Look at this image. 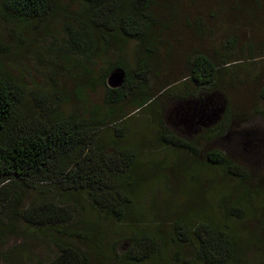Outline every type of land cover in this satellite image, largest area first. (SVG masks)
Segmentation results:
<instances>
[{"label": "rangeland", "instance_id": "obj_1", "mask_svg": "<svg viewBox=\"0 0 264 264\" xmlns=\"http://www.w3.org/2000/svg\"><path fill=\"white\" fill-rule=\"evenodd\" d=\"M53 1L47 18L19 22L3 13L0 0V65L19 87L14 124L36 126L54 115L103 122L89 146L104 162L129 150L135 164L123 170L121 182L134 188H119L118 218L84 191L60 195L51 183L17 190L18 210L41 201L70 207L66 233L88 240L29 225L2 201L0 264L45 263L61 242L87 250L88 264H132L125 255L134 233L157 239L151 257L136 264H202L195 251L200 225L234 240L236 258L226 264H264V0H152L150 44L129 40L94 57L77 52L66 29L84 27L77 20L82 1ZM99 35L91 36L97 46ZM197 55L215 66L211 84L191 79ZM118 64L130 83L120 101L109 103L102 79ZM138 82L153 100L143 108L135 105ZM206 95L212 98L202 104ZM193 108L204 111L198 124L191 121ZM168 136L190 143L197 155L165 143ZM210 153L224 165L209 163Z\"/></svg>", "mask_w": 264, "mask_h": 264}, {"label": "trees", "instance_id": "obj_2", "mask_svg": "<svg viewBox=\"0 0 264 264\" xmlns=\"http://www.w3.org/2000/svg\"><path fill=\"white\" fill-rule=\"evenodd\" d=\"M81 1L84 9L77 20L84 27L79 30L66 29L71 45L82 56H99L97 51H108L113 47L121 50L129 40H137L142 46L150 44L149 30L155 21L149 11L152 0ZM53 3V0H1V9L9 18L27 22L50 16ZM95 32L100 33L98 46L91 40ZM97 47L99 50H96ZM146 65V61L142 60L139 75L143 76ZM115 67L125 71V82L120 88L111 89L105 78ZM215 72L214 64L207 57L197 55L192 59L190 74L196 84H211ZM129 83L124 66H111L102 79L110 96L108 102L120 101L124 97L121 90ZM136 87L139 95L135 105L137 108L148 106L153 100L145 91V83L138 82ZM211 98L209 95L200 97V102L208 103ZM18 101V85L0 65V203L10 201V212L29 225L53 227L52 229L65 236L74 235L87 241L88 238L82 234L66 233L65 227L72 220L70 207L61 202L41 201L18 210L20 195L17 190L51 183L57 191L67 192H58L60 195H69V191H84L97 207L118 218L124 200L119 188H134L129 186V181L121 182L123 170L135 164L134 156L128 150L121 152L120 158L115 160L109 157L104 162L99 156V150L89 145H93L95 134L107 125L93 119L83 122L74 118L61 119L54 115L43 121V124L34 126L23 122L17 127L13 120ZM163 140L197 155V150L186 141L169 136ZM249 141L251 145H256L255 139ZM207 160L211 164L224 165L223 157L217 153L207 154ZM230 174L242 178L240 173ZM177 229L178 234L184 237L186 232L183 224L179 223ZM129 241L131 245L125 258L132 264L149 259L157 246V239L149 235L134 233ZM57 246L59 252L56 256L40 264L89 263L87 250H81L67 242H61ZM195 251L196 260L202 264H226L236 258V245L230 235L224 230L205 225H200L195 231Z\"/></svg>", "mask_w": 264, "mask_h": 264}, {"label": "water", "instance_id": "obj_3", "mask_svg": "<svg viewBox=\"0 0 264 264\" xmlns=\"http://www.w3.org/2000/svg\"><path fill=\"white\" fill-rule=\"evenodd\" d=\"M125 71L120 68V67H115L113 68L106 77V84L109 88L111 89H117L120 88L123 83L125 82ZM195 110V108H193ZM204 111L201 110H195L193 111V113L190 114V116L192 117L191 121H193V124H198L202 121L203 117H202V113ZM186 115H189L188 113H186ZM195 118H197V120H195Z\"/></svg>", "mask_w": 264, "mask_h": 264}]
</instances>
